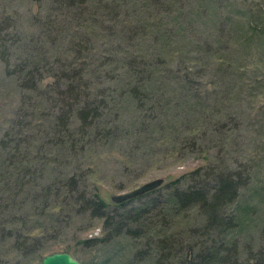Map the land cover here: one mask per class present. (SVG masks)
I'll return each instance as SVG.
<instances>
[{
	"label": "rangeland",
	"instance_id": "1",
	"mask_svg": "<svg viewBox=\"0 0 264 264\" xmlns=\"http://www.w3.org/2000/svg\"><path fill=\"white\" fill-rule=\"evenodd\" d=\"M197 170L246 182L223 212L240 216L237 264H264V0H0V264H152L133 259L144 240L83 244L102 227L76 198ZM166 186L129 207L160 220ZM166 226L180 254L160 264L221 242L195 237L198 208Z\"/></svg>",
	"mask_w": 264,
	"mask_h": 264
},
{
	"label": "trees",
	"instance_id": "2",
	"mask_svg": "<svg viewBox=\"0 0 264 264\" xmlns=\"http://www.w3.org/2000/svg\"><path fill=\"white\" fill-rule=\"evenodd\" d=\"M68 72L70 73V71ZM65 74L63 71V76ZM78 76L81 78L80 75ZM78 76L73 74L71 78L77 79ZM21 82V86L32 84V81L26 76ZM85 111H79L82 123L86 120ZM181 182L177 180L168 185L163 184L133 199L120 203L113 202L112 205L105 204L97 195L92 197L80 194L76 198V203L79 208H82L79 213H87L90 218L99 219L102 227L101 238L86 240L83 244L98 242L108 245L118 237L129 238L133 241L144 240L146 243L143 244V249L138 248L132 252L133 259L137 262L151 259L152 264H160L161 260L175 258L180 254L175 245L169 243L174 237L177 238V235L172 232V229H168L167 223L188 209L198 208L205 226L201 231L198 230L195 237L202 240L205 236H217V238H221V242L217 247H210L207 241H203L199 245L189 243L188 248L192 252L182 254L173 264H237L236 250H233V232L235 229H241L238 228L240 216L236 218L234 214L231 215L228 212L225 214L223 210L236 201L239 196V188L245 186L246 182L240 176L225 171L207 176L200 170L190 173L185 185H180ZM162 186H166L163 189L165 199L163 202L161 198L159 201H155L158 207H162L158 213L160 220H157L159 217L153 214L152 202L129 207L130 201ZM91 246L89 245V247ZM156 246L154 252L149 251L150 248ZM26 247L30 250L27 241L24 240L18 250L25 252ZM152 256H154V260Z\"/></svg>",
	"mask_w": 264,
	"mask_h": 264
},
{
	"label": "water",
	"instance_id": "3",
	"mask_svg": "<svg viewBox=\"0 0 264 264\" xmlns=\"http://www.w3.org/2000/svg\"><path fill=\"white\" fill-rule=\"evenodd\" d=\"M158 183H152L142 186L141 188L128 193L126 195L114 197L112 199V202L114 203H120L125 202L127 200L133 199L139 195L144 194L145 192H148L149 190L157 187ZM41 264H80L78 261L73 259L69 254L67 253H55L49 256H46L42 259Z\"/></svg>",
	"mask_w": 264,
	"mask_h": 264
}]
</instances>
